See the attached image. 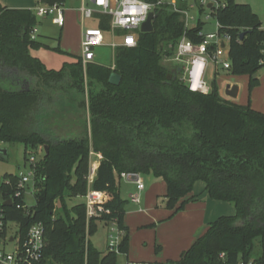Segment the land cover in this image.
Returning a JSON list of instances; mask_svg holds the SVG:
<instances>
[{
    "label": "trees",
    "instance_id": "1",
    "mask_svg": "<svg viewBox=\"0 0 264 264\" xmlns=\"http://www.w3.org/2000/svg\"><path fill=\"white\" fill-rule=\"evenodd\" d=\"M207 1L221 4L213 16L231 36L229 73L248 77L251 91L264 67L260 17L236 0ZM42 2L64 6L66 0ZM187 7L179 0L180 9ZM155 13L154 32H139L136 47L117 49L114 69L87 64L85 86L81 57L54 70L31 54L37 47L31 37L38 24L34 11L0 3V141L22 144L33 153L42 147L44 153L37 164L30 214L12 207L8 219L18 222L24 235L31 225H44L41 264H119L121 256L100 250L91 237L99 224L109 227L116 221L123 232L121 255L128 254L123 173L163 179L164 207L172 215L200 198L193 193L199 182L212 200L234 205V215L210 223L204 235L169 264H264L253 257L256 239L264 236V113L249 102L221 95L216 79L208 94L189 91L181 74L168 80L178 67L170 69L164 60L175 55L185 33L200 43L205 23L185 30L182 15L171 6L158 7ZM107 20L104 17L100 26L104 31L109 29ZM112 74L120 76L118 86L110 83ZM70 79L82 92L94 83L102 85L97 93L88 92V117L75 119L74 132L69 124L57 122L54 105L61 100L50 94ZM92 152L103 158L89 184ZM6 178L16 181V175ZM89 190L105 194L108 214L88 219Z\"/></svg>",
    "mask_w": 264,
    "mask_h": 264
},
{
    "label": "built area",
    "instance_id": "2",
    "mask_svg": "<svg viewBox=\"0 0 264 264\" xmlns=\"http://www.w3.org/2000/svg\"><path fill=\"white\" fill-rule=\"evenodd\" d=\"M182 2H186L188 7L180 9L179 0H158L156 3L148 0H82L81 11L83 20L94 19L99 24L98 27L83 31L81 59L84 67L86 68L87 64L95 62L94 49L96 47H110L114 55L119 48L136 47L142 25L147 21L149 14L151 12L155 13L158 7L171 6L175 12L182 15L185 30H189L194 27L190 26V21H194L192 16L194 10L202 7L210 10L211 15H213L221 6L219 3L207 0H182ZM144 4L148 5V7L141 11V6ZM209 4H213L210 9L208 8ZM63 7L62 5L44 3L34 12L37 17H52L53 24L63 27L65 24V10ZM133 8L136 9L135 12L131 11ZM104 17H108V31H104L100 27ZM217 26L218 28L215 32L209 33L205 30L200 32L199 37L202 38L200 43L193 42L185 33L177 45L175 55L171 58L173 63L178 64L177 67L182 68L181 80L192 93L208 94L211 91L210 83L208 82L211 68H214L215 74H219L220 70L229 72L231 69L229 58L221 59L225 54H229L231 36L227 32H223L222 26L218 21ZM108 36L111 38L110 42L107 41ZM31 37L36 39L35 30L31 33ZM117 38L120 41H117ZM261 63H264V61ZM3 144L0 141V152L3 149ZM94 154L92 152L91 156ZM28 162L30 167L27 174L19 173L16 175L15 182L5 177L0 183V204L2 205L0 207V264H41L43 261L45 248L44 225L35 223L28 228L24 235L21 225L8 219V208L12 207L23 211L26 215L30 214L32 206L28 205L27 197L29 195H34L35 197L38 162L34 156ZM96 171L97 169L91 164L88 176L89 184L93 183ZM130 175L137 174L123 173L121 179L130 180ZM138 176V180L134 182L138 191L142 192L145 189V184L140 175ZM8 187L12 190L10 194H8ZM31 187L33 192L30 191ZM132 200L140 203L139 195L134 196ZM104 201V193L89 190L85 196L88 219L100 217L103 213H109L104 208ZM8 202H11V205L5 206L4 204ZM9 223L15 224L16 228L13 230L9 229ZM109 227L111 229L107 236V250L122 256L120 244L123 232L119 229L116 221L111 222ZM8 246H10L11 251L8 250ZM224 257L225 254H222L221 258ZM249 264H253V262Z\"/></svg>",
    "mask_w": 264,
    "mask_h": 264
},
{
    "label": "rangeland",
    "instance_id": "3",
    "mask_svg": "<svg viewBox=\"0 0 264 264\" xmlns=\"http://www.w3.org/2000/svg\"><path fill=\"white\" fill-rule=\"evenodd\" d=\"M236 1L240 4L250 5L252 10L259 15L262 22V27L264 28V0ZM0 3L9 9H31L32 11H36L41 5H44L41 0H0ZM81 6L82 0H66V3L63 7L65 10V24L63 27L53 24L52 17L50 16L44 18L38 17V24L35 27L37 47L31 50V54L40 59L48 69L60 70L65 62H75L73 57H81L83 31L85 29L99 26L97 21L94 19L83 20L84 18L81 11ZM192 16L194 21H190V26H195L199 21H201L205 23L204 30L206 32L210 33L217 30V20L213 15H211L210 10H204L203 12H200L198 9H196L192 12ZM116 40L120 41L119 38ZM107 41H111L109 36L107 37ZM55 44H58L57 48L54 47ZM94 52L96 55L95 63L106 67H112V69H114L115 55L112 48L107 46L96 47ZM227 57L228 55L225 54L221 59H227ZM164 64L170 69L178 66V64L173 63L172 59L170 58H166L164 60ZM83 69L86 86L88 83L86 79L87 70L85 67ZM215 79L220 90H223L228 84L238 85L241 92L236 101L240 103L249 102L257 111L264 113V67H262V69L258 72V83L251 91L248 87V77L235 76L224 70H220L218 76H215L214 68H211L208 76V82L212 83ZM90 88L91 90L85 88V91L82 92L74 87L71 79L70 81L68 80L61 85L52 88L53 90L50 94L53 95L55 99L58 98V100H61L60 104L56 102L57 104L55 103L54 105V107L57 108L55 109V111H57L55 118L59 124L61 122L69 124L68 126H71V128L68 127L70 129L69 131L74 132L73 127L76 125V123H74L75 119H80L83 121L88 117V92L93 91V93H97L102 88V85L94 83ZM81 121L77 124L82 125L83 123ZM2 147L3 149L8 150V156L6 158L0 157V183L7 175H18L21 172L27 174L30 167L28 160L33 155L38 163L44 156L42 147H38V149H36V153H33L31 148L25 150V147L22 144L6 143L3 144ZM143 180L144 184L149 186V179L144 177ZM198 184H202V186L204 185L201 182ZM30 191L33 192L32 187L30 188ZM134 191V187L127 185L123 180L120 181L121 195L126 197L129 202H131L130 195L136 194ZM141 197L143 198V196ZM27 203L30 206L35 204L34 195H29L27 197ZM130 204L131 206L126 207V210L132 208V202ZM225 206L227 207L222 209V214H220V217L235 214V207L233 204L225 203ZM133 218H135V222H137L136 216H133ZM15 228V224L9 223V229L13 230ZM110 229V227H105L104 225L99 224L98 231L94 236L91 237V240L95 246L102 251L106 250L105 244ZM139 232H141V234H143L145 237L143 241L146 240L147 242H142L141 245V243L137 241L135 247L137 249L141 247L146 252V254H149L151 257L144 260H135L132 264H169L167 260H164L165 250H163L159 242L155 243V238L157 239V237H159L157 228L150 222H147L145 225L140 226ZM9 247L10 246H8V250L11 251V248ZM253 257L256 259L262 258L264 260V236L256 239ZM118 263L125 264V259L121 256L118 260Z\"/></svg>",
    "mask_w": 264,
    "mask_h": 264
},
{
    "label": "crops",
    "instance_id": "4",
    "mask_svg": "<svg viewBox=\"0 0 264 264\" xmlns=\"http://www.w3.org/2000/svg\"><path fill=\"white\" fill-rule=\"evenodd\" d=\"M225 88L220 90V94L225 95ZM102 158L101 155L94 154L91 156V164L98 169ZM140 177L142 180L144 179V177ZM148 179L149 186L145 185V189L142 192L138 191L134 181L121 179L127 185L134 187V192L136 193L135 195H130L132 208L126 210L124 219V225L129 232L128 254L122 256L125 259V264L151 257L141 247L139 249L135 247L137 241L141 245L142 242H147L146 240L143 241L145 237L139 232L140 226L145 225L147 222H150L157 228L159 237L157 239L155 238V243L159 242L161 244V247L165 250L164 260H167L169 263L171 261H178L183 252L188 250L197 239L204 235L209 224L220 217L222 209L227 207L224 202L212 200L205 191V186L197 183L193 193L194 195L200 196V198L197 201L189 202L183 211L172 215V211L164 207L163 199L166 195V184L164 180ZM136 195H139L140 203L132 200ZM122 197L127 200L126 207L131 206V202L126 197ZM133 216H136L137 222H135ZM105 247L107 248V239Z\"/></svg>",
    "mask_w": 264,
    "mask_h": 264
},
{
    "label": "water",
    "instance_id": "5",
    "mask_svg": "<svg viewBox=\"0 0 264 264\" xmlns=\"http://www.w3.org/2000/svg\"><path fill=\"white\" fill-rule=\"evenodd\" d=\"M213 7V4H209L208 5V8H212ZM156 17V14L151 12L149 14V17L147 19V21L142 25L141 27V32L142 33H152L154 32V26H153V21ZM245 36V33H242L241 34V38H243ZM55 48L58 47V44H55L54 45ZM223 47H225V45H223ZM181 71H182V68L181 67H178L175 71L174 74H169L167 79L168 80H171L173 76L177 77L181 74ZM257 76H255L256 78ZM120 76L117 75V74H112L111 77H110V83L112 85H115V86H118L120 84ZM239 93H240V87L238 85H230L228 84L225 88V96L232 99V100H236L239 96ZM46 149L48 150V148L46 147ZM8 156V150L6 149H2L1 152H0V157L1 158H6ZM139 176L138 175H130L129 179L131 181H136L138 180ZM5 206H10L11 205V202H8L6 204H4Z\"/></svg>",
    "mask_w": 264,
    "mask_h": 264
},
{
    "label": "clouds",
    "instance_id": "6",
    "mask_svg": "<svg viewBox=\"0 0 264 264\" xmlns=\"http://www.w3.org/2000/svg\"><path fill=\"white\" fill-rule=\"evenodd\" d=\"M147 7H148V5H146V4L142 5V6H141V11H143V10L146 9ZM131 11L135 12L136 9L133 8V9H131ZM134 23H135V21H134Z\"/></svg>",
    "mask_w": 264,
    "mask_h": 264
}]
</instances>
